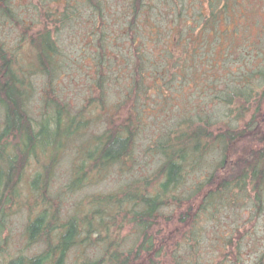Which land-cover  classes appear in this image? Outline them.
Here are the masks:
<instances>
[{
  "label": "trees",
  "instance_id": "1",
  "mask_svg": "<svg viewBox=\"0 0 264 264\" xmlns=\"http://www.w3.org/2000/svg\"><path fill=\"white\" fill-rule=\"evenodd\" d=\"M16 1L0 0V20L18 22L21 42L28 38L27 62L0 38V249L4 210L20 196L31 159L37 170L25 184L37 211L24 234L26 249H39L23 247L3 264H209L200 260L203 230L231 210L264 209V18L252 30L250 20L231 26L229 12L244 0H29L30 17ZM66 51L84 53L99 92L76 112L57 87L70 66ZM33 67L47 78L40 118L31 110ZM112 72L129 79L114 101ZM144 139L154 170L116 190L82 193L62 219L65 186L80 192L124 169ZM69 148L78 163L54 191ZM127 222L131 231L115 239ZM247 224L256 227L247 219L221 238L211 264H241ZM82 244V255L70 257ZM258 252L252 264H264Z\"/></svg>",
  "mask_w": 264,
  "mask_h": 264
},
{
  "label": "rangeland",
  "instance_id": "2",
  "mask_svg": "<svg viewBox=\"0 0 264 264\" xmlns=\"http://www.w3.org/2000/svg\"><path fill=\"white\" fill-rule=\"evenodd\" d=\"M15 6L18 9L19 14H21L22 16L26 15L27 17H30V13L34 11L32 10L33 6L30 5L29 0H17L15 2ZM236 8L237 10H229V15H232L233 17L231 26L237 24L238 21L241 22V20L243 19L244 21L250 20L252 25H250L249 28L252 30L255 26V18L257 16H261L264 18V0H244V3H240ZM36 12L37 11H35V13ZM39 27V23L37 24V26L35 24V27L33 26L34 29H32V31L30 32H34L35 29ZM21 34L22 26L19 25L18 22L10 21L8 19L0 20V38L6 42L7 47L13 50L15 49L16 53H18L20 62H24L27 59V51L25 49L28 48V38L24 42H21ZM80 46L81 44L79 43L78 49H80ZM68 52L69 51H66L67 56L65 59L69 61L70 66L67 65L65 66V68H63L62 75L58 77L57 87L59 89H63L66 95L70 97V99L67 100L70 102L73 111L76 112L82 109L85 104L89 103L88 98L91 95H99V92H96L98 89L96 88L95 82H93V71H90V73L88 72V74L85 73V63L81 61L86 58L84 56V53L81 52L82 55H78V53L75 54L74 52L70 51L72 56H68ZM126 76L127 73H124V78L122 77L118 79L116 77V74L112 72L111 78L106 79L107 93L111 101L119 100L117 97L123 95L122 85H120V83L121 81H129V79H126ZM28 79H31L34 85V95L32 98L34 100L31 104V110L35 118H40V110L43 104L45 93L44 88L47 78L43 74H41L35 67H33L30 73H28ZM90 87L94 88V94L91 93ZM96 96L97 95H95L94 97ZM91 126L92 131H90L88 135L94 132H99L102 124L98 123ZM145 142L146 139L142 141V144H139L137 148H135L134 161L129 162L124 169L113 168L111 170H108L106 172L107 176H105L101 182L93 183L90 187L84 188L83 191H77L73 194L67 193L69 191L65 186L64 190L66 191V193H63L62 195V197L64 198V208L61 214L62 219H65L75 213V205L76 203H78V199L83 195L82 193L88 194L98 191L103 192L108 190H116L123 183H126L134 176L142 177L145 176L149 171L154 170L157 162L152 160L149 155H146L144 153ZM68 150V152H65L66 154L64 153L65 155L63 154L61 156V159L58 162V166L56 167V170L53 174V178H56L53 183L54 191L58 190L65 181L68 183L72 162L74 163L75 160L76 163H78V155L75 154L73 150H71V148H69ZM31 161L32 162L25 166V170L22 176L24 178L23 185L20 183V186L22 185L20 196L12 201V206H8L6 210H4L5 213L10 212V214L8 216H5L7 218V224L5 225V230H3V232L1 233V239L3 240V238L7 237V240L5 242V248L3 247V249H0V254L2 253L0 256V264H3L8 257L18 254L23 247L24 249L28 247L26 246L24 228L30 216H33L34 212L37 211L36 209L30 211V206H34V200L33 198H28V186L27 184H25L26 180L31 178V176L34 175L35 171L37 170L36 167L38 163L33 159H31ZM23 167L24 164L19 167L18 172ZM15 178H17V175L15 176ZM241 209V212L238 209H235L231 210L230 213L222 214L221 221H212V224H209L207 226V229H204L206 231L203 230L202 236L204 238V242L201 247V262L211 264L217 261L216 258L219 256L220 250L222 248L221 238L224 237L226 233H229L233 226L237 224L240 225L245 220L250 219V221H254L256 223V227L255 229H253V227L249 226L248 224V226L246 225L245 228L244 226H241L242 230L247 231L249 229V231L251 232H249V234H246L242 239L243 245L241 248L242 252L240 263L252 264L253 260L259 253L258 251L261 248H264V209L261 212H258V214H255L256 210L254 208L251 209V205H246L245 208ZM0 215L3 216L2 213ZM174 220L165 225H167L168 227H174L175 225L179 224L176 220ZM199 224L204 227L206 223L202 221L201 223L199 222ZM213 224L215 226H213ZM131 229V224L127 222L125 223L122 230L118 231L117 233H113V235L116 236L115 239L120 238L121 240L123 235L128 234ZM132 236V233H130L127 240L132 239L131 241H133ZM257 239L261 240L256 241ZM83 246L84 245L82 244L78 249H73V251L70 253V257L72 256L74 258L78 253L82 255L81 249L83 248ZM94 248L96 250L100 249L97 246H95ZM38 249V247L34 246L32 248L26 249L24 252L27 254H33ZM93 251V248H91L89 250V253L93 255Z\"/></svg>",
  "mask_w": 264,
  "mask_h": 264
}]
</instances>
